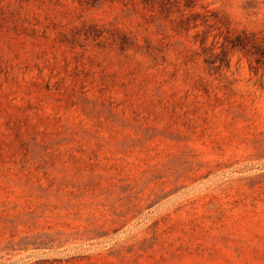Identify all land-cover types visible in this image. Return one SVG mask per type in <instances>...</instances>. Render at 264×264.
Masks as SVG:
<instances>
[{
    "label": "rangeland",
    "instance_id": "374dc122",
    "mask_svg": "<svg viewBox=\"0 0 264 264\" xmlns=\"http://www.w3.org/2000/svg\"><path fill=\"white\" fill-rule=\"evenodd\" d=\"M0 264H264V0H0Z\"/></svg>",
    "mask_w": 264,
    "mask_h": 264
}]
</instances>
